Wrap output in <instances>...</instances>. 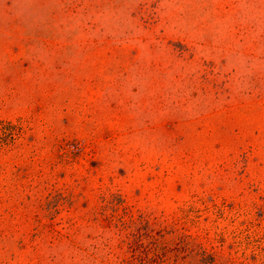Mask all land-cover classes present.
Wrapping results in <instances>:
<instances>
[{
    "label": "rangeland",
    "instance_id": "obj_1",
    "mask_svg": "<svg viewBox=\"0 0 264 264\" xmlns=\"http://www.w3.org/2000/svg\"><path fill=\"white\" fill-rule=\"evenodd\" d=\"M0 264H264V0H0Z\"/></svg>",
    "mask_w": 264,
    "mask_h": 264
}]
</instances>
